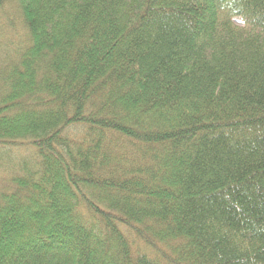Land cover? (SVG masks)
I'll list each match as a JSON object with an SVG mask.
<instances>
[{
  "label": "trees",
  "instance_id": "1",
  "mask_svg": "<svg viewBox=\"0 0 264 264\" xmlns=\"http://www.w3.org/2000/svg\"><path fill=\"white\" fill-rule=\"evenodd\" d=\"M19 146L0 264H264V0H0Z\"/></svg>",
  "mask_w": 264,
  "mask_h": 264
},
{
  "label": "rangeland",
  "instance_id": "2",
  "mask_svg": "<svg viewBox=\"0 0 264 264\" xmlns=\"http://www.w3.org/2000/svg\"><path fill=\"white\" fill-rule=\"evenodd\" d=\"M233 22L239 26L243 24L239 17L233 18ZM32 152L33 150L26 146L7 147L0 151V183L2 182V185L7 184L13 175L18 173L20 165L29 160Z\"/></svg>",
  "mask_w": 264,
  "mask_h": 264
}]
</instances>
